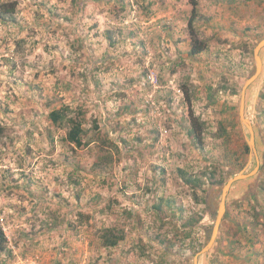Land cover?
Listing matches in <instances>:
<instances>
[{
	"label": "rangeland",
	"instance_id": "rangeland-1",
	"mask_svg": "<svg viewBox=\"0 0 264 264\" xmlns=\"http://www.w3.org/2000/svg\"><path fill=\"white\" fill-rule=\"evenodd\" d=\"M0 4V264H264V0ZM238 173L212 246L180 255L179 205L203 247Z\"/></svg>",
	"mask_w": 264,
	"mask_h": 264
},
{
	"label": "trees",
	"instance_id": "trees-1",
	"mask_svg": "<svg viewBox=\"0 0 264 264\" xmlns=\"http://www.w3.org/2000/svg\"><path fill=\"white\" fill-rule=\"evenodd\" d=\"M2 6L3 5L0 4V7H2ZM11 10L12 9H9V8L0 9V19L3 21H6L7 18L5 17V14L11 12ZM201 50H202V47L200 45L199 46L195 45V46H192V48L190 49L189 52H190V54H196V53L200 52ZM48 116L54 123L62 124L63 121H65V120L68 121L69 128H68L66 136H65L66 141L73 143L75 146L85 145L83 138H82L84 136V133H85V128L82 124L81 119L75 118V117L68 119L67 115H66V109L62 108V107L58 108V109H52L49 112ZM220 129L223 131V128L220 127ZM190 132L193 133V128H191ZM255 139H256L257 149L262 150V148H263L262 154L264 156V136L259 131L258 132L255 131ZM247 149H248V146L245 145V150H247ZM184 180H185V182L192 184L194 188L200 184V178H190V177L187 178V177H185ZM243 182H244V180H238L232 187L234 188V186H236V185L237 186L241 185ZM249 187L254 189L256 187L255 182L253 181L248 186V188ZM209 190L210 189H208V191ZM232 190H230V191L232 192ZM235 190H237V187ZM230 191L227 194L228 197H229V194L231 193ZM196 195L194 196V200H195L196 204H199V202L208 203V200H206L205 197L202 199H199ZM213 198L216 199L212 195L209 204L212 203ZM215 208H216V206L214 207V209ZM178 211H179V215H178L179 219L182 221L180 222L179 227L176 228V231H174L173 236H174V238H176L177 234L179 233V254L182 255L183 252L187 249L193 250L192 253L196 254L202 248V247H200L201 244H199L198 247L196 245L197 241H198V239H197V235H198L197 224L202 219V212L195 210V211L186 213V211L182 205H179ZM99 238L101 239L102 245H104L106 247H114L118 244L119 240L124 239V235L118 233L117 229L115 227H106L99 234ZM162 238L163 239H160V242L163 243L165 236H163ZM251 240H252V238L250 237L248 239V241H249L247 243L248 245L252 244ZM236 243L239 244L240 241L237 240ZM161 250H163L162 256H166L167 250H165L163 248ZM181 250H183V251H181ZM1 252H6L7 254H9L10 250L7 248V239H6V236L3 232V230L0 227V253ZM195 254H194V256H195ZM155 264H160V263L157 262Z\"/></svg>",
	"mask_w": 264,
	"mask_h": 264
},
{
	"label": "water",
	"instance_id": "water-1",
	"mask_svg": "<svg viewBox=\"0 0 264 264\" xmlns=\"http://www.w3.org/2000/svg\"><path fill=\"white\" fill-rule=\"evenodd\" d=\"M261 45H264V39L260 41L258 46L260 47ZM259 69H260V62H259V59H257L256 72L260 71ZM250 80L247 83H249ZM250 147L253 148L252 137H251V140H250ZM243 177H245V175H243L242 173H238L237 175L233 176V178H231L229 181H227L226 185L223 187L221 201H220V204L218 205V208H217V215H216L215 222H214V225L212 227V230L210 232L209 239H208L207 243L201 248V250L195 254L194 262H196L198 254L206 252L212 246V244H213V242H214V240L216 238V235H217L218 229H219V225H220V222H221V218H222V216L224 214V211H225V198H226L228 189L230 187V184L233 181H235L237 179H241Z\"/></svg>",
	"mask_w": 264,
	"mask_h": 264
}]
</instances>
